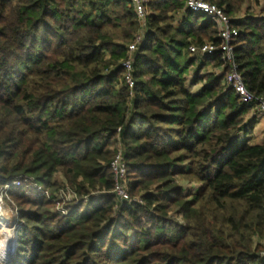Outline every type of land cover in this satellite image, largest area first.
Segmentation results:
<instances>
[{
	"label": "trees",
	"instance_id": "16d2710c",
	"mask_svg": "<svg viewBox=\"0 0 264 264\" xmlns=\"http://www.w3.org/2000/svg\"><path fill=\"white\" fill-rule=\"evenodd\" d=\"M209 1L239 27L236 60L264 97V14ZM149 10L142 26L131 0H0V184L52 192L11 189L26 222L13 264H264V141L240 136L255 105L209 70L220 52H191L219 40L212 17L186 0ZM142 27L132 93L123 61ZM119 141L128 200L113 192ZM68 185L90 200L64 214L53 197Z\"/></svg>",
	"mask_w": 264,
	"mask_h": 264
},
{
	"label": "built area",
	"instance_id": "2783aa9c",
	"mask_svg": "<svg viewBox=\"0 0 264 264\" xmlns=\"http://www.w3.org/2000/svg\"><path fill=\"white\" fill-rule=\"evenodd\" d=\"M135 6L138 17L142 23L145 25L149 10V0H131ZM187 8L192 9L195 12L203 13L212 17L214 21L218 24V37L219 40L205 41L202 44H192L191 52L194 54H200L203 56L215 54L220 52L222 54V59L224 63L221 67L215 68L217 72L225 70L226 72V82L231 86L236 94L240 97L243 102H248L255 105L260 113L264 114V97L259 96L249 89L247 86L244 76L240 71L239 63L236 60L235 55V41L240 34L239 27L234 24L232 16H230L224 7L219 6L209 0H186ZM144 29L143 27L136 34L135 40L129 44L128 53L129 56L123 61L125 67V79L131 92L134 93V87L136 84V79L134 75V60L133 56L138 48L139 43L143 40ZM227 64V67L225 66ZM121 127L118 129L121 131ZM112 168L114 171V189L113 192L117 195L120 200H128L132 198V194L129 187V176H128V162L125 158V148L121 141L118 143L117 150L112 160ZM13 186H24L27 192L31 194H43L48 197H52V192L45 185L40 183L33 176H19L12 181L0 184V195L4 203V195L1 192L6 193L10 197V191ZM54 201L58 206V210L64 214L69 212V203H79L83 201L84 203L90 200L87 195L81 197L71 186H64L55 192ZM15 203V202H14ZM15 205L16 213L18 214L17 225L14 228V239L18 235L20 226L25 224L24 220L19 219V209L18 205ZM4 207V206H3ZM6 220L8 216L6 215Z\"/></svg>",
	"mask_w": 264,
	"mask_h": 264
},
{
	"label": "rangeland",
	"instance_id": "374dc122",
	"mask_svg": "<svg viewBox=\"0 0 264 264\" xmlns=\"http://www.w3.org/2000/svg\"><path fill=\"white\" fill-rule=\"evenodd\" d=\"M262 1H264V0H252V2H251L252 8L254 7V4H255V5L258 6L257 11L260 12L259 10L261 8H260L259 5H260V3ZM248 4L250 5V2ZM248 10L249 9L247 8V5H245L242 8V11L241 12H237L235 16H242V15L246 14ZM209 70H215V69L213 67H209ZM256 110L257 109H254L249 116H251L252 114H256L255 119H257L258 122L264 121V115L262 113H260L259 111H256ZM262 125H263V123L261 122V124L258 127L257 134H254V138L256 140L258 138L259 139L263 138L264 130H263V126ZM240 136L245 138L246 134L244 132H242V133H240ZM57 179L60 182L64 181L63 174H59ZM1 193L4 195V203H3V201H1V204L4 205V211H5L7 216L9 215L8 216L9 218H8V220H6V225H8V227H6V229H4L3 227L0 228V249L4 246V241L9 236L12 239L13 244H14V228H15V225H17L16 221H18V214L16 213V209H15V205H14L15 203H16V205H18V203L16 202V199L11 194H10V197H9L6 193H4V192H1ZM0 197H1V195H0ZM55 208L58 209V206L55 205ZM20 220H24V219H20ZM13 244H11V246L8 248V254L4 255L0 251V257L5 259L6 264H13L14 263V258L15 257H14V252H13V249H12Z\"/></svg>",
	"mask_w": 264,
	"mask_h": 264
},
{
	"label": "crops",
	"instance_id": "0c3cea01",
	"mask_svg": "<svg viewBox=\"0 0 264 264\" xmlns=\"http://www.w3.org/2000/svg\"><path fill=\"white\" fill-rule=\"evenodd\" d=\"M260 12L262 13V14H264V1H262L261 3H260ZM255 7V8H254ZM254 7H253V9L254 10H256L255 12L257 13V14H261L260 12H258L257 11V8H258V6L257 5H255L254 4ZM264 115V114H263ZM262 123H263V130H264V121H261ZM261 122H256V124H255V126H254V129H253V131L250 133V134H248V135H246V137H249L250 138V141L251 142H253V143H262L263 141H264V135H263V138L262 139H255L254 138V134H257V131H258V127H259V125L261 124Z\"/></svg>",
	"mask_w": 264,
	"mask_h": 264
},
{
	"label": "bare ground",
	"instance_id": "6f19581e",
	"mask_svg": "<svg viewBox=\"0 0 264 264\" xmlns=\"http://www.w3.org/2000/svg\"><path fill=\"white\" fill-rule=\"evenodd\" d=\"M1 201H2V197H0V228L3 227L4 229H6V227H8V225H6V218L7 217H6V213L4 211V207H3L4 205L1 204Z\"/></svg>",
	"mask_w": 264,
	"mask_h": 264
},
{
	"label": "water",
	"instance_id": "95a60500",
	"mask_svg": "<svg viewBox=\"0 0 264 264\" xmlns=\"http://www.w3.org/2000/svg\"><path fill=\"white\" fill-rule=\"evenodd\" d=\"M13 252H14V257L16 256V252H17V236H15V239H14V244H13Z\"/></svg>",
	"mask_w": 264,
	"mask_h": 264
}]
</instances>
